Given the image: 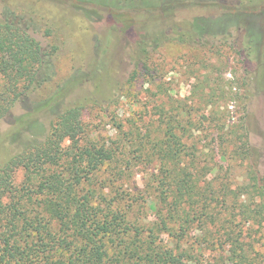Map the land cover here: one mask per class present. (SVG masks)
I'll list each match as a JSON object with an SVG mask.
<instances>
[{
  "label": "trees",
  "instance_id": "trees-1",
  "mask_svg": "<svg viewBox=\"0 0 264 264\" xmlns=\"http://www.w3.org/2000/svg\"><path fill=\"white\" fill-rule=\"evenodd\" d=\"M78 1L133 12L138 20L145 18L138 22L143 32L133 44L136 66L169 43L211 48L216 41V45H228L243 62L258 60L264 51V0H232V7L223 0ZM204 3L220 12L217 29L200 28L196 18L184 27L165 25L177 10ZM152 14L163 18L161 25L146 20L145 15ZM119 22L127 34L131 25ZM233 30L239 36L231 41ZM55 51L52 47L44 52L20 22L0 18V119L40 85L39 77L50 71ZM60 97L40 105L30 118L37 112L51 114L61 103ZM83 110L74 104L49 116L42 139L30 141L0 166V226L15 233L21 222L23 232L29 227L40 235L51 221L57 222L59 232L70 241L59 238L54 242L53 238L51 243L68 250L69 256L46 264H257L235 232L232 209L236 203L231 202L229 182L219 176L215 186L207 178L215 165L200 161L192 135L175 132L169 118L163 117L151 132L153 137L149 135L145 143L137 138V152H147V159L157 160V170L146 184L149 193L141 199L139 194L116 187L123 175L117 149L82 142ZM236 133L229 130L219 137L215 149L222 162L239 160L246 165L238 188L255 208L241 205L239 216L257 219L264 212V172L259 175L251 160L248 139ZM219 168L223 169L221 163L216 172ZM18 169L23 180L15 187L12 172ZM144 210L153 211L155 219L141 217ZM32 213L41 220L27 219ZM45 234L50 236L48 231ZM11 237L0 235V264H30L24 259L30 246L22 249L18 238L10 243Z\"/></svg>",
  "mask_w": 264,
  "mask_h": 264
},
{
  "label": "rangeland",
  "instance_id": "rangeland-1",
  "mask_svg": "<svg viewBox=\"0 0 264 264\" xmlns=\"http://www.w3.org/2000/svg\"><path fill=\"white\" fill-rule=\"evenodd\" d=\"M223 1L233 6L232 0ZM210 4L179 9L164 23L184 27L196 18L200 28L215 30L220 25V12ZM152 15H145L146 20L161 25L163 18ZM0 18L23 24L44 52L56 48L50 71L39 77L40 85L24 94L0 119V166L30 141L41 140L54 113L80 104L84 107L82 142L117 149L123 175L116 187L146 199V184L157 170V160L147 159V152H137V138H143L145 143L149 135L154 136L151 132L164 121L162 118L167 117L175 132L192 135L201 162L208 161L215 169L220 163L223 166L207 178L215 186L219 176L229 182L231 202L236 203L232 209L235 232L241 235L239 239L248 248L249 258L264 264V212L257 219L239 216L241 205L255 208L249 196L238 188L246 165L239 160L222 162L216 152L219 137L229 130L240 137L244 134L258 174L264 172V51L258 60L243 62L228 45H216V41L211 48L169 43L136 66L133 44L143 32L139 23L145 21L138 20L136 13L78 0H0ZM122 18L131 25L127 34L119 22ZM230 36L232 41L239 34L233 30ZM65 87L68 88L63 91ZM58 94L61 103L51 114L37 112L30 118L40 105ZM213 148L216 149L212 151ZM22 175L19 169L12 172L15 187H20ZM144 211L141 217L155 219L153 211ZM27 219L41 220L35 213ZM46 229L40 235L29 227L23 232L20 222L14 233L1 224L0 235L11 234L10 243L18 238L22 249L30 246V252L24 254L30 264L68 257V250L51 243L53 238L54 242L59 238L70 241L59 232L58 223L51 221Z\"/></svg>",
  "mask_w": 264,
  "mask_h": 264
}]
</instances>
